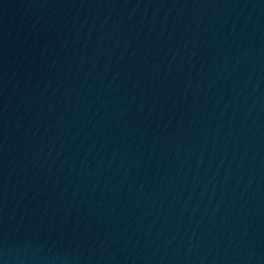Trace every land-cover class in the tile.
Masks as SVG:
<instances>
[{"label": "water", "instance_id": "1", "mask_svg": "<svg viewBox=\"0 0 264 264\" xmlns=\"http://www.w3.org/2000/svg\"><path fill=\"white\" fill-rule=\"evenodd\" d=\"M0 264H264V0H0Z\"/></svg>", "mask_w": 264, "mask_h": 264}]
</instances>
